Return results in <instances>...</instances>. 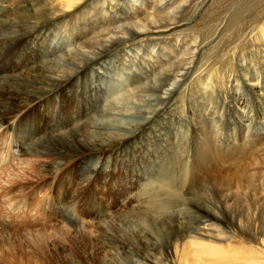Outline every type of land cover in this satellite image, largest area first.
I'll return each instance as SVG.
<instances>
[{
  "label": "rangeland",
  "instance_id": "374dc122",
  "mask_svg": "<svg viewBox=\"0 0 264 264\" xmlns=\"http://www.w3.org/2000/svg\"><path fill=\"white\" fill-rule=\"evenodd\" d=\"M192 1L0 0V264H264V0Z\"/></svg>",
  "mask_w": 264,
  "mask_h": 264
},
{
  "label": "bare ground",
  "instance_id": "6f19581e",
  "mask_svg": "<svg viewBox=\"0 0 264 264\" xmlns=\"http://www.w3.org/2000/svg\"><path fill=\"white\" fill-rule=\"evenodd\" d=\"M164 2V0H161V2ZM255 1V0H254ZM258 1V0H256ZM151 4L149 3L148 4V8L150 9H146V10H142L136 17H132V18H124L123 19V16L121 15V13L124 11V7L119 3V0H117L116 3L110 5L111 8H114V12H120L118 13L117 15H115L114 19L117 21V20H122L123 21L121 23H118V24H115L114 27H111L105 34L107 35V40L104 41V43L101 45L100 47V50H105V49H108L109 47L113 46L114 44H116L117 42L121 41V38H124V37H131V36H134V35H137V34H140L141 32H145V30H148L149 32L151 33H155L156 31H166V30H170L172 29L173 27H175L178 23H181L184 24V21L186 20L185 18L183 19H177L175 20L174 19V15H170V13H167L166 10H163L161 11V9L159 8V5L156 6L157 3H159V0H150ZM162 2V3H163ZM176 2V1H175ZM174 2V3H175ZM195 6V8L197 9L199 7V5L201 4L202 5V0H196L195 2L192 1ZM191 2V3H192ZM253 2V1H252ZM173 3V2H172ZM186 2L184 1L182 4H181V7L182 6H185ZM199 4V5H198ZM170 5V4H169ZM190 5V3H189ZM188 5V7H189ZM196 5H198L196 7ZM243 6L242 7H239V9H237V11H235V15L234 16H237V19H242V17L240 16L243 12H245L246 10L248 9H254L253 7H256L255 4H252L249 3V2H243L242 4ZM72 6V5H70ZM109 6V5H108ZM193 7V6H192ZM201 7V6H200ZM264 7V5H263ZM143 8V7H142ZM180 8V7H179ZM201 9V8H200ZM199 10V9H198ZM150 11V15L149 16H145V14H147L148 12ZM263 12V11H262ZM140 16H143L140 18ZM178 16V15H177ZM193 17V16H191ZM224 17V16H223ZM190 18V17H189ZM132 19L131 21H128ZM142 19H145L144 21H142ZM217 19V18H216ZM243 20V19H242ZM261 21V20H260ZM186 22V21H185ZM232 22V21H231ZM1 23V22H0ZM125 23H128L127 25H124ZM181 24V25H182ZM183 30H179V32H182ZM108 35L109 38H108ZM252 35V34H251ZM250 35V36H251ZM253 36V35H252ZM137 38V37H136ZM104 40V39H103ZM135 40V39H134ZM195 41L194 42H188L185 43L186 44V49H182V51H180V54L181 55H176L178 57H176V59H173V57H175V53L173 54H167L169 52H166L164 53L165 56L161 57L162 59H164L163 61V65H162V69L165 70V73L171 77H168L169 80H171V82H168V84L170 85L169 87L165 88L163 93L164 94H161L159 97H158V100H162L163 97H166V95L168 93H170L172 91V89L175 87L176 83H177V80L179 79V76L180 75H184V72L185 70L188 69L190 63H192V56L189 55V52H188V48H192L193 49V52H196V51H199V49L202 47L201 43H197L198 41L193 39ZM123 41V40H122ZM125 41V40H124ZM127 41V40H126ZM130 41V40H129ZM99 47V46H98ZM185 48V47H184ZM190 50V49H189ZM98 51V50H97ZM174 51V50H173ZM195 57V56H194ZM196 60V59H195ZM150 62V61H149ZM160 66V65H159ZM161 74V73H160ZM186 77V76H185ZM184 77V78H185ZM173 78V80H172ZM183 78V80H184ZM162 82V81H161ZM164 84V82H163ZM14 85V84H13ZM54 85V84H53ZM178 85V84H177ZM43 86V85H42ZM57 86V85H56ZM34 88V87H33ZM67 88V87H66ZM177 88V87H176ZM27 89V88H26ZM43 89V88H42ZM46 89V88H45ZM49 89V87L47 88ZM63 90V89H62ZM66 90V89H65ZM210 90V86L209 85H204V91H209ZM25 92V91H24ZM44 92V91H43ZM47 93V92H46ZM16 94V93H15ZM35 96V95H34ZM27 97V96H25ZM31 97V96H30ZM24 98V97H23ZM28 99V98H27ZM36 99V98H35ZM136 99V98H135ZM23 100V99H22ZM133 101V100H132ZM21 102V101H20ZM162 102V101H161ZM25 104V103H24ZM32 104V103H31ZM30 105V104H28ZM13 106V105H12ZM23 106V105H22ZM150 109V108H149ZM11 111V110H10ZM10 113V112H9ZM12 114V113H11ZM16 114V113H15ZM78 131V130H77ZM69 132V131H68ZM63 135V134H62ZM76 132L72 131L70 132L68 135H67V139L66 140H69L72 139V141H75L76 140ZM64 137V136H63ZM71 141V140H70ZM48 143H46L45 147L48 148L47 146ZM44 147V148H45ZM36 149V148H35ZM90 149V148H89ZM162 159V158H161ZM160 162V161H159ZM152 176V174H151ZM155 177V176H154ZM152 178V177H151ZM162 178V177H161ZM164 179V178H163ZM166 179V178H165ZM158 180V179H157ZM160 180V179H159ZM158 180V181H159ZM167 180V179H166ZM170 181V180H169ZM167 183V182H166ZM165 183V184H166ZM161 184V183H159ZM165 187H168L171 192L174 191V187H173V184L170 182V183H167L165 185ZM176 192V191H175ZM177 194V193H176ZM173 195V194H172ZM175 198L178 199V194L177 195H174ZM155 203V202H154ZM207 215V214H206ZM139 218V217H138ZM144 224V223H143ZM214 228H216L217 226H214L212 225ZM209 227L207 224L203 225L202 227H200L201 230H198L197 232L199 233V231H206V232H210L208 231L209 229L212 230L211 228H207ZM147 230V229H146ZM194 235V234H193ZM194 237V236H192ZM197 237V236H196ZM192 242L193 239H192ZM196 243V242H195ZM194 245V244H193ZM195 245H199V244H195ZM204 246V245H203ZM202 246V248H204ZM197 249H198V246H196ZM206 247H209V246H206ZM201 248V250H203ZM209 249L212 250V248L210 247ZM208 249V250H209ZM205 251V249L203 250ZM10 252V251H9ZM202 252V251H201ZM207 252V250H206ZM205 252V253H206ZM210 252V251H209ZM212 252V251H211ZM215 252V251H214ZM204 253V252H203ZM208 253V252H207ZM206 253V254H207ZM185 255V254H184ZM214 255V257L217 259V260H224V255L222 254L221 251H218L216 250V253L215 254H212ZM209 257V256H208ZM185 259V257H184ZM198 259V258H197ZM187 260V259H185ZM201 260V259H200ZM216 260V261H217ZM211 261V260H210ZM215 261V259H214ZM243 261V260H242ZM245 261V260H244ZM256 261V260H255ZM262 261V260H261ZM264 261V260H263ZM212 262V261H211ZM246 262V261H245ZM248 262V261H247ZM250 262V261H249ZM248 262V264H249ZM219 263V262H218ZM253 263V262H252ZM27 264H32L30 260H28V263ZM238 264V263H237Z\"/></svg>",
  "mask_w": 264,
  "mask_h": 264
}]
</instances>
